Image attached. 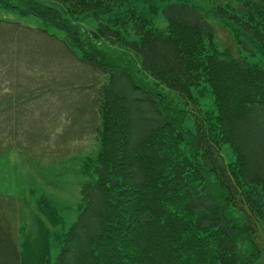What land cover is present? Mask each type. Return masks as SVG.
<instances>
[{
  "label": "trees",
  "instance_id": "obj_1",
  "mask_svg": "<svg viewBox=\"0 0 264 264\" xmlns=\"http://www.w3.org/2000/svg\"><path fill=\"white\" fill-rule=\"evenodd\" d=\"M18 1L0 4L66 30L71 43L40 28L108 78L92 99L100 117L99 146L85 169L95 178L81 188L76 220L52 231L64 219L47 198H39L44 219L35 246L25 235L21 251L0 217V264H49L51 236L59 246L54 264H264L258 241L264 223V64L220 48L196 4L171 1L160 9L165 28L146 27L133 13L138 39H121L118 29L98 22L96 36L124 43L139 56L153 79V86L143 85L131 67L100 50L86 51L63 16L83 12L99 18L134 0H52L62 8ZM225 1L215 14L232 20L234 32L247 35L264 55V0ZM202 81L214 108L203 115L192 110L191 129L184 126L188 110L174 106L158 85L197 104L192 88ZM223 145L234 153L230 161Z\"/></svg>",
  "mask_w": 264,
  "mask_h": 264
},
{
  "label": "rangeland",
  "instance_id": "obj_2",
  "mask_svg": "<svg viewBox=\"0 0 264 264\" xmlns=\"http://www.w3.org/2000/svg\"><path fill=\"white\" fill-rule=\"evenodd\" d=\"M11 1L20 4L18 0ZM171 1L179 0H134L99 18L83 12L63 16L77 29L86 51H102L117 63L131 67L136 83L153 86L152 77L140 67L139 56L124 43L96 36V28L98 22H104L118 29L121 39H138L132 25L133 13L145 21L146 27L165 28L160 9ZM187 1L207 14L220 48L264 64V55L257 51L255 43L243 33L236 34L237 26L232 20L215 14L225 0ZM229 1L233 4L238 0ZM42 2L62 8L56 1ZM44 27L71 43L66 30L0 4V217L10 226L21 251L25 235L33 239L32 242L26 236L35 246L39 219H44L37 208L39 198H47L64 219L62 225L50 227L52 231H64L76 220L81 188L95 178L91 169H85L87 157L94 155L99 146L96 131L100 117L92 99L108 78V72L79 60L60 40L40 30ZM158 88L174 106L188 110L185 127L194 129L192 110L203 115L214 108L210 87L203 81L192 88L197 104L165 85ZM221 152L228 161L234 157L226 145ZM258 231L262 236L258 241L264 247V223L258 225ZM50 240L49 264H54L59 246L52 236Z\"/></svg>",
  "mask_w": 264,
  "mask_h": 264
}]
</instances>
